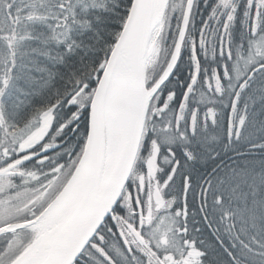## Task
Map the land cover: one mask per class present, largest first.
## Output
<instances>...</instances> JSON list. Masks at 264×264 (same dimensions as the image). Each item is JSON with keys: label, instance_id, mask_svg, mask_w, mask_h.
<instances>
[{"label": "snow or ice", "instance_id": "snow-or-ice-1", "mask_svg": "<svg viewBox=\"0 0 264 264\" xmlns=\"http://www.w3.org/2000/svg\"><path fill=\"white\" fill-rule=\"evenodd\" d=\"M0 264H264V0H0Z\"/></svg>", "mask_w": 264, "mask_h": 264}]
</instances>
